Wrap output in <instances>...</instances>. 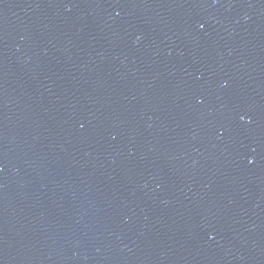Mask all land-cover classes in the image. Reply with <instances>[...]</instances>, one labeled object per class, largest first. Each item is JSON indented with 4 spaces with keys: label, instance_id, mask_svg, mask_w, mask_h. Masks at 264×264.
Masks as SVG:
<instances>
[{
    "label": "water",
    "instance_id": "1",
    "mask_svg": "<svg viewBox=\"0 0 264 264\" xmlns=\"http://www.w3.org/2000/svg\"><path fill=\"white\" fill-rule=\"evenodd\" d=\"M0 264H264V0H0Z\"/></svg>",
    "mask_w": 264,
    "mask_h": 264
}]
</instances>
